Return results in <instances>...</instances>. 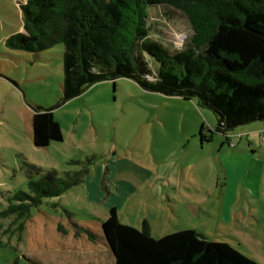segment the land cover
Returning <instances> with one entry per match:
<instances>
[{"label": "rangeland", "instance_id": "1", "mask_svg": "<svg viewBox=\"0 0 264 264\" xmlns=\"http://www.w3.org/2000/svg\"><path fill=\"white\" fill-rule=\"evenodd\" d=\"M20 1L0 0V213L17 203L14 193L29 192L25 163L86 173L23 217L0 214V264H115L101 230L114 205L122 223L141 228L147 219L153 237L193 229L264 264V121L219 132L214 113L196 99L147 91L121 77L56 106L63 139L36 147L31 106L51 108L62 97L63 45L35 53L6 47L10 34L23 31ZM162 10L167 16L154 15L152 38L185 48L189 20L171 8L154 11ZM109 181L120 186H112L113 195Z\"/></svg>", "mask_w": 264, "mask_h": 264}, {"label": "trees", "instance_id": "2", "mask_svg": "<svg viewBox=\"0 0 264 264\" xmlns=\"http://www.w3.org/2000/svg\"><path fill=\"white\" fill-rule=\"evenodd\" d=\"M19 4L23 31L10 34L4 40L6 47L35 53L63 45L62 97L51 108L31 106L36 147L63 139L52 112L56 106L92 84L121 77L147 91L196 99L199 107L214 113L219 132L264 121V0H21ZM158 8L178 10L189 20L192 34L185 48L171 50L152 38L156 16H167L163 10L157 14ZM25 166L29 192L14 193L17 203L1 215L23 217L43 198L60 196L80 184L86 173L84 168L59 174L30 163ZM34 174L41 177L33 179ZM22 227L18 225L20 231ZM78 227V232L95 239L88 228ZM101 230L115 264H258L228 243L208 240L193 229L153 237L147 219L141 228L122 223L115 207H110Z\"/></svg>", "mask_w": 264, "mask_h": 264}, {"label": "crops", "instance_id": "3", "mask_svg": "<svg viewBox=\"0 0 264 264\" xmlns=\"http://www.w3.org/2000/svg\"><path fill=\"white\" fill-rule=\"evenodd\" d=\"M114 178H115V174H114V172L111 170V171H110V178H109V180H112V181L115 183ZM82 182H83V181H82ZM82 182H81V183H82ZM109 183H110V181H109ZM110 186H111V187H110ZM110 186H109V187H106V190H107V192H108L110 195H113V193H112V186H114V187L117 188V189L120 188L119 184L112 185V183H110ZM111 207H115V208H116L115 205H114V206H111Z\"/></svg>", "mask_w": 264, "mask_h": 264}, {"label": "built area", "instance_id": "4", "mask_svg": "<svg viewBox=\"0 0 264 264\" xmlns=\"http://www.w3.org/2000/svg\"><path fill=\"white\" fill-rule=\"evenodd\" d=\"M262 139L264 140V135L262 136Z\"/></svg>", "mask_w": 264, "mask_h": 264}]
</instances>
